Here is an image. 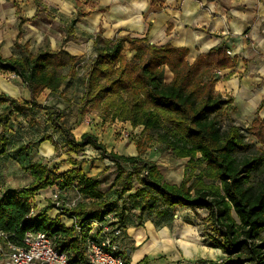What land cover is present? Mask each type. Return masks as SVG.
<instances>
[{"label":"trees","instance_id":"16d2710c","mask_svg":"<svg viewBox=\"0 0 264 264\" xmlns=\"http://www.w3.org/2000/svg\"><path fill=\"white\" fill-rule=\"evenodd\" d=\"M33 1L38 9L41 0ZM15 7L18 40L21 25L29 19L20 16V8ZM85 15L78 13L63 28L62 46L74 39L75 22ZM23 49L20 56L4 57L0 53V73L14 74L29 92L27 101L0 93V155L7 151L11 123L19 124L28 109H49L38 102V97L45 90L54 92L67 85L78 74L75 56L63 47L52 50L45 46L31 53L24 44ZM93 51L84 72L77 115L84 116L103 105V111L112 119L142 127L134 140L137 152H142L155 137L174 157L187 158L185 169L189 167V173L179 183H170L154 162L141 158L139 153L109 151L90 132L77 139L63 120L64 110L54 109L46 116L50 131L43 133L34 145L49 141L66 158L59 164L28 162L22 170L30 174V183L16 190L0 186V231L14 235L9 237L13 242H18L26 231H43L53 239L57 252L65 253L70 261L83 262V241L77 237L73 224L65 226L60 223L59 214L53 219L46 214L51 204L30 214L34 194L56 186L59 190L74 189L89 199L60 212L76 224L114 212L124 225L125 195L134 200L132 207L138 209L139 216L147 212L173 219L178 207L205 210L203 219L210 225L211 246L225 254L219 264H264V117L258 115L264 107V97L247 128L256 140L252 143L244 139L229 113L233 99L215 90L219 80L229 77V73L217 72L233 68L236 56H230L227 47L218 44L190 63L184 47L169 42L154 45L148 43L146 36L129 35L106 39L97 34ZM165 70L171 75L167 81ZM221 109L226 114V126L216 118ZM54 133L61 135L62 144L53 138ZM86 146L115 165L114 201L104 199L98 177L85 174V160L78 155ZM26 149L28 146L22 145L18 153ZM60 164L68 166L60 171Z\"/></svg>","mask_w":264,"mask_h":264},{"label":"crops","instance_id":"0c3cea01","mask_svg":"<svg viewBox=\"0 0 264 264\" xmlns=\"http://www.w3.org/2000/svg\"><path fill=\"white\" fill-rule=\"evenodd\" d=\"M30 1H32V6L28 5L27 7L29 14H25L23 12L21 4L18 2H14L12 7H10L9 9H5L3 4H1L2 2H0V25L4 26V23H6V19L4 20V18H7L11 20L13 28V35L11 36H4L0 34V53L4 57H9L11 55H23L24 44H26L28 51H30L31 53H34L38 49L44 48L45 46L49 47L52 50H58L60 47H63L64 50L74 55L75 57L78 53L77 51L84 52V49H86V51L88 50L89 53L94 52L93 39H90L86 43V45L83 46V50H78V48H73L71 46V43L75 42L76 38L78 37L74 32L75 30L73 31L74 39L67 41L63 46L62 39L64 37V33H61L60 31H57L59 37L51 34L48 35V37L43 36V38H41L38 34L34 33L36 37L30 38V35L33 34V32L29 31V28H31V23L32 21H34L35 13L37 12V6L35 5L34 1ZM105 1L106 2H101L100 0H96V8L91 7L88 10H77L74 18L80 12L86 13V15L82 16L78 21H76L75 25L76 23H80L83 18L95 15L97 22L96 24H100L101 28L103 29V31L101 32V36L103 38L111 39L115 38L118 35H120L119 37L123 35H129L130 37L138 38L146 36L147 41L150 44L162 45L166 42H169L173 46L186 48L188 50L187 60L190 63L196 58L198 54L206 52L208 49L215 45L224 44V46L227 47V50L232 49L233 51H231V55H229L236 56L235 66L231 69L222 71V74L229 73V77L224 80H219L216 83L215 90L217 92V86L222 81H230L232 76H235L239 72L244 71V56L242 55L240 57L237 56V54L238 49L240 50L241 47L245 48V51H248L247 41L245 40V37L257 41L261 40L262 42H264V1ZM81 3L87 4L88 2L84 0ZM203 4H205L206 7H201V5ZM15 5L20 8V16L29 19L21 25V36L18 40L16 39V35L19 30V19L18 15L16 14ZM70 21L64 24L63 28L67 26ZM28 34L29 36H27ZM114 34L116 35L114 36ZM22 36L23 41L21 42ZM34 40L37 41L38 44L41 40L42 45L36 47L33 50L32 48L34 46ZM13 47L20 49L21 52H13ZM262 52H264V50H262ZM61 87H59L58 89H60ZM2 92L20 101H27L29 99V92L22 82L21 87L19 86V90H17L16 86H13L10 89H7L6 86H3L0 88V93ZM44 92L50 91L45 90ZM15 93H17V95H15ZM50 93H55V91ZM42 94L40 96H42ZM256 95L257 98H255L253 102L251 99L247 101L239 98L236 101V99L234 100V98L230 97L233 99V102L235 101V104L239 102V100L243 101L245 110H243L241 117H251L252 119L255 117H252L253 111L255 110L256 115V108L260 103L261 98L264 97V91L256 93ZM40 96L38 97V102H40ZM262 109H264V107H262ZM259 112L258 115L260 117H264V115H260ZM9 137L11 136L9 135ZM45 142L49 143V145L53 147L49 141H43L38 146L34 145L35 147H37L36 149H38L39 153L41 144ZM16 148H19V142L17 143ZM12 149L13 148L9 147L8 140L6 153L4 155H0V186L4 189L16 190L30 183L32 178L29 173L22 170V172H24V174L28 176V179L23 184H18L19 181L17 177H19V172H12L8 169L7 166V163L10 161L9 154L11 153L10 151H12ZM40 155L42 154L40 153ZM55 187L56 186H51L45 189H40L34 194V209L36 213L41 211L48 203L51 202L50 196L52 195V191H54L52 190V188L54 189ZM112 188L114 191L113 186ZM104 199L107 201H114L116 199L115 192L111 197H107V195L104 193ZM87 201H89V199L83 198L80 202ZM178 209H190L192 211L191 208L178 207L176 210V217L173 219H170L168 215H164L163 217H156L153 214H149L147 212H144L141 214V216H139L138 209H134L133 212H128L125 214L127 215V218L124 223L123 232L118 238V246L119 252L126 264H202V262H204V264L216 263L215 260L217 259H214L215 252L210 251H218V253L221 254V250L212 246H209L210 248H207L199 244V242L195 239L186 238V229L180 230L178 226L190 225L186 224L185 222H183V225L180 224ZM46 214L51 219L55 218L59 214V221L65 226H70L73 224V218H69L65 214H60V211H58L56 208H48ZM222 259L223 258H221V260Z\"/></svg>","mask_w":264,"mask_h":264},{"label":"rangeland","instance_id":"374dc122","mask_svg":"<svg viewBox=\"0 0 264 264\" xmlns=\"http://www.w3.org/2000/svg\"><path fill=\"white\" fill-rule=\"evenodd\" d=\"M82 1L84 0H41L37 12L35 13V19L31 23V28H29V31L33 32V34L30 35V38L36 37L34 33L38 34L41 38H43V36L48 37V35L51 34L59 37L57 31L63 33V25L74 18L77 10H88L91 7H97L96 0H85L88 2L87 4L81 3ZM100 1L106 2L105 0ZM0 2H2L1 4H3L5 9H9L12 7L14 2H18L21 4L22 10L25 14H29L27 10L28 5L32 6V1L30 0H0ZM201 7L206 6L203 4ZM4 20L6 23H4V26L0 25V34L4 36L13 35L11 20L7 18H4ZM96 23L95 15L83 18L80 23H76L74 32L78 37L75 42L71 43V46L80 50L90 39H93L95 35L98 34L101 36L103 29L100 24ZM115 35L116 34H114V36ZM27 36H29V34ZM119 36L120 35L116 37ZM245 40L247 41L248 51H245V48L241 47L240 50L238 49L237 54V56L240 57L242 55L244 56V71L232 76L230 81H222L217 86V90L223 96L232 97L234 100L236 99V101L239 98L247 101L251 99L253 102V100L257 98L256 93L264 91V52H262V50H264V42L261 40L257 41L250 39L248 37H245ZM22 41L23 36L21 42ZM33 44V50L42 45L41 40L39 44L34 40ZM84 50V52L77 51L78 53L75 57L78 68L77 76L67 85L62 86L60 89L55 91V93L44 92L42 96H40L39 100L41 104L49 109H28L26 111V118L22 117L19 119V124L11 123L10 128H8V132H12L9 133L11 136L8 139L9 147L13 149L10 151V161L7 163V166L12 172H19V177H17L19 181L18 184H23L28 179V176L22 172V166L24 164L31 161H39L49 164L55 162L59 164L66 158L65 154H59V152L54 150L47 142L41 144L40 146V153L43 156L40 155L38 149H36L37 147L34 146V142L43 133L49 132V124L46 116L54 109L64 110L65 116L63 120L65 124L72 129V132L77 139L82 133L90 132L94 134L109 151L111 150L124 155H137V153H139L141 158L154 162L157 165L166 181L170 183H179L182 178L189 173V167L185 169L187 158L174 157L155 137L147 144L142 152H137L134 140L140 133L142 129L141 126L133 127L128 121L119 120L117 118L112 119L109 114H106L103 111V105H99L94 109L89 110V112H87L84 116L77 115V108L83 91L84 72L90 58L94 54V52L89 53L88 50ZM12 51L15 53L21 52L20 49L14 47L12 48ZM231 51L233 50L231 49ZM128 56H130V53H128ZM170 76V72L165 70L164 79L167 81L170 79ZM3 86H6L7 89L16 86L17 90H19L21 82L19 78L14 76L12 73H2L0 74V88ZM15 95H17V93H15ZM243 110H245L243 101L239 100L236 104L234 101L229 104V113L234 118L236 124L240 126L244 139L248 142L255 143V138L247 131L252 118L241 117ZM259 114L264 115V109H262ZM254 116L255 110L252 114V117ZM216 118L219 120L221 125L226 126L227 118L223 109L216 114ZM29 119L32 120V122H29ZM53 138L59 144H62V137L59 133H54ZM18 142L19 147L25 145L28 146V149L18 153V149L16 148ZM78 158L85 160L83 165L85 174L99 178L101 181L99 189L103 191L107 197L114 195L112 180L115 176V165L107 159L99 158V153L89 146H86L85 149L80 152ZM67 166L68 164H60L59 170H65ZM197 172L198 169L195 170V173ZM136 185L137 184L135 183L134 186L136 187ZM52 190H54L52 191V194H58L61 210L67 208L66 203L73 200L77 196V192L74 189L59 190L55 187L54 189L52 188ZM123 199L130 201L131 204L134 202V200L130 199L126 195L122 197V200ZM31 201L34 206V197L31 198ZM50 201L51 202L49 204H51V207L54 208L51 198ZM178 216L180 224L183 225V222H185L190 225L178 226L180 230L186 229L185 237L195 239L199 242V244L210 248L209 246H211L213 242L209 237L210 225L203 219L206 216V211L202 209H192V211L190 209H178ZM210 252H215V258L214 256L213 258L217 259L215 260L216 264H219L221 258L225 257L224 254H219L218 251Z\"/></svg>","mask_w":264,"mask_h":264},{"label":"built area","instance_id":"2783aa9c","mask_svg":"<svg viewBox=\"0 0 264 264\" xmlns=\"http://www.w3.org/2000/svg\"><path fill=\"white\" fill-rule=\"evenodd\" d=\"M227 53L231 55V50L228 49ZM51 199L53 207L61 212L58 194L53 193ZM82 199L77 193L76 198L66 203L67 208L74 207ZM122 201L127 208L125 214L134 211L130 201ZM30 202V214H34L36 212ZM73 225L77 237L84 243L83 262L70 261L65 253L57 252L53 239L43 231H26L18 242L9 238L14 235L0 231V264H126L118 246L124 225L114 212L102 218L88 219L82 224H76L73 219Z\"/></svg>","mask_w":264,"mask_h":264}]
</instances>
